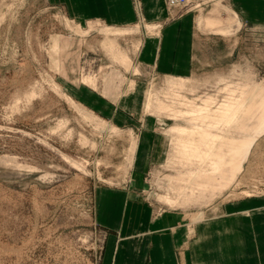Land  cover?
Here are the masks:
<instances>
[{"label": "rangeland", "instance_id": "374dc122", "mask_svg": "<svg viewBox=\"0 0 264 264\" xmlns=\"http://www.w3.org/2000/svg\"><path fill=\"white\" fill-rule=\"evenodd\" d=\"M186 1L171 8L164 0L165 18L151 26L141 17L139 1L132 0L138 22L107 34L110 26L77 25L47 0H0V264H104L107 231L99 225L98 199L112 188H139L136 195L155 216L217 217L224 204L264 201V122L253 112L241 118L247 130L231 131L253 139L234 181L220 192L194 189L193 196L189 186L174 201L176 188L185 187L174 178L195 165L173 158L170 142L179 135L170 129L190 124L160 106L185 110L179 105L183 98L200 106L207 96L224 99L225 87L237 95L242 88L264 86V27L241 23L229 0ZM213 9L223 26L232 18L239 28L225 35L200 28L197 18ZM189 14L203 34L205 60L194 78L172 88L169 82L178 79L140 65L134 45L141 34L157 35L163 24ZM84 76L94 87L82 82ZM65 85L110 103L112 115L94 113ZM149 94L152 109L159 110L146 113ZM125 101L133 112L125 111ZM146 123L155 128L163 149L136 163Z\"/></svg>", "mask_w": 264, "mask_h": 264}, {"label": "crops", "instance_id": "0c3cea01", "mask_svg": "<svg viewBox=\"0 0 264 264\" xmlns=\"http://www.w3.org/2000/svg\"><path fill=\"white\" fill-rule=\"evenodd\" d=\"M47 1L58 6L77 25L97 21L123 30L138 22L132 0ZM138 1L145 23L161 24L166 15L164 0ZM228 2L241 23L264 27V0ZM215 13L220 15L218 9ZM199 34L202 33L197 32L196 18L190 14L163 24L157 35L141 34L137 60L142 66L153 67L159 75L194 78L205 60ZM82 82L87 84L84 78ZM65 87L70 96L94 113L112 115L110 103L82 87ZM125 104V111L133 112L132 103L125 101ZM155 134L153 125L146 123L136 163L149 159L151 153L162 152L163 144L157 143ZM138 189L112 188L98 199L99 225L107 231L102 251L104 264H264V201L224 204L217 217L194 219L171 212L155 216L148 203L136 195Z\"/></svg>", "mask_w": 264, "mask_h": 264}, {"label": "bare ground", "instance_id": "6f19581e", "mask_svg": "<svg viewBox=\"0 0 264 264\" xmlns=\"http://www.w3.org/2000/svg\"><path fill=\"white\" fill-rule=\"evenodd\" d=\"M215 10H212L207 16L201 15L197 18L200 28H210L218 35L227 34L231 27L239 28L240 24L234 23L232 18L227 22V26H223L219 19L220 15L217 17ZM74 30L81 32L78 27ZM105 31L107 34H116L118 30L107 27ZM138 46L139 43H136L134 48L137 49ZM109 47L112 48V46ZM119 57L122 60L125 59ZM84 82L92 86L95 85L91 77H85ZM181 82L182 79H178L176 82H169V86L178 88L181 87ZM224 90L228 91L224 99L218 100L215 97L207 96L201 101L200 106H196L194 102L183 98L182 104L179 105L186 106L187 109L185 110L169 108L171 106L164 104H161L164 106H160L162 107L160 110L167 111L175 119L179 118L190 124V126L177 125L170 129V132L173 131L179 135L178 138L171 139L170 142V145L174 146L173 158L177 157L175 160L180 163L195 165L194 168H188L183 171V174L179 173L174 178L178 182L183 181L185 183V187L176 188L178 193V197L174 198L176 202L186 195L189 186H192L191 194L193 196V191L197 188L198 190L220 192L230 185L240 172L241 161L247 156L253 142V139L246 137L238 138L231 131H235L236 128H238L237 130L242 128L247 130L245 126H241V118L250 116L252 112L253 115H258L260 123L264 122L263 85L254 84L249 90L242 88L237 95L230 88L226 89L225 87ZM152 97V94L147 97L144 109L146 113L159 110L152 109ZM212 106L216 109H211ZM258 112L259 114H257ZM256 124L258 125V123ZM136 144L137 139L134 137L130 148V162ZM205 164H209L207 169L210 171L207 172L206 167H204Z\"/></svg>", "mask_w": 264, "mask_h": 264}, {"label": "built area", "instance_id": "2783aa9c", "mask_svg": "<svg viewBox=\"0 0 264 264\" xmlns=\"http://www.w3.org/2000/svg\"><path fill=\"white\" fill-rule=\"evenodd\" d=\"M184 2H187V1L186 0H168V5L171 8H176L178 6L183 5Z\"/></svg>", "mask_w": 264, "mask_h": 264}]
</instances>
